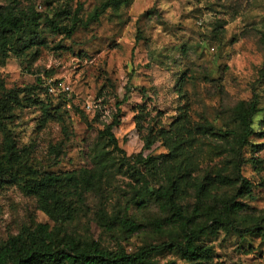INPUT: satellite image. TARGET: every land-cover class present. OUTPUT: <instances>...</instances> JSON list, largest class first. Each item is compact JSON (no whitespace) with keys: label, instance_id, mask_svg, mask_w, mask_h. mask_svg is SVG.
<instances>
[{"label":"rangeland","instance_id":"374dc122","mask_svg":"<svg viewBox=\"0 0 264 264\" xmlns=\"http://www.w3.org/2000/svg\"><path fill=\"white\" fill-rule=\"evenodd\" d=\"M105 1L0 0L4 13L38 21L30 47L20 54L0 50V98L9 90L21 98L0 123V160L7 138L21 157L0 177V245L40 222L57 238L128 252L178 243L210 218L209 206L219 212L239 191L232 222L243 234L219 229L198 243L211 246L214 264H264V109L253 116L255 133L240 149L233 109L250 99L264 107V0H128L102 11ZM43 77L70 85L69 106L38 89ZM183 111L194 140L167 157L160 132L172 133ZM113 121L124 157L100 134ZM203 123L215 135L197 134ZM105 161L97 188L65 200L70 218L50 219L25 190L46 173L93 170ZM171 178L176 203L196 214L188 227L143 194V186L165 187ZM103 213L132 218L140 228L105 229L98 221ZM151 257L184 262L175 247Z\"/></svg>","mask_w":264,"mask_h":264},{"label":"trees","instance_id":"16d2710c","mask_svg":"<svg viewBox=\"0 0 264 264\" xmlns=\"http://www.w3.org/2000/svg\"><path fill=\"white\" fill-rule=\"evenodd\" d=\"M127 1L106 0L101 4L100 9L103 11L107 7H117ZM99 14L100 12L97 11L93 17L96 19ZM37 23V18L33 15L23 13L15 15L0 10V50L20 54L30 47L36 39ZM73 31L74 26L65 29L68 35L72 34ZM41 87L40 82L38 89H41ZM44 93L48 94L45 90ZM29 95L27 92L22 99H29ZM58 97L67 103L64 97ZM20 101L19 91L16 90H9L3 98H0V123L11 116L12 108L15 105H20ZM233 109L234 117L241 128V133L236 140L240 149L248 144L247 138L255 133L252 118L264 107H258L256 100L250 99L237 102ZM113 124H116V122L113 121L111 124L106 125L100 131V134L106 136L113 148L124 157V150L118 146L117 139L111 131ZM196 133L213 136L216 132L208 123H203L196 128ZM160 136L168 148V152L165 154L167 157L174 155L183 145L191 143L194 140V135L186 112L183 111L179 114L172 133L162 130ZM150 143L149 141L146 142L147 147ZM20 158V154L13 150L11 139L7 138L6 153L0 160V177L10 171ZM250 161L256 167V160L251 158ZM100 163L101 166L93 170H72L59 174L46 173L26 184L24 186L25 190L38 198L39 208L50 219L57 221L59 218H70L73 210L65 200L73 195H80L83 189L98 187L101 177L100 169L105 168L106 161ZM166 176L170 177V174H166ZM168 182L169 185L158 188H148L145 185L143 186V194L160 200L172 219L179 220L185 227H188L196 214L194 212L190 214L183 212L175 201V187L172 184H176V182L173 178ZM239 188L240 191L245 189L244 193L248 191L243 182H240ZM238 193L240 192L237 191L233 196L225 199L219 212L211 211L209 206L205 213H209L210 218L194 228H186L182 241L178 243L145 245L128 252L122 247L116 249L102 247L96 240H81L74 237L57 238L50 229L49 224L40 222L32 228L10 237L0 245V264H214L211 246L201 245L198 241L201 236L214 234L219 229L226 231L233 229L239 235L243 234V230L236 228L232 222L233 214L241 205V203L235 201ZM98 221L100 226L105 229L118 227L126 234H132L140 228V224L134 219L125 216L110 218L103 213L99 216ZM165 247H175L184 262L178 263L173 259H169L160 263L151 257L153 252L161 251Z\"/></svg>","mask_w":264,"mask_h":264},{"label":"built area","instance_id":"2783aa9c","mask_svg":"<svg viewBox=\"0 0 264 264\" xmlns=\"http://www.w3.org/2000/svg\"><path fill=\"white\" fill-rule=\"evenodd\" d=\"M41 86L48 94L52 96H62L66 98L67 105L69 106L68 99L70 97L71 87L67 82L62 79H52L43 77L41 80ZM84 107L86 108V110H90L92 108V105L89 102H86Z\"/></svg>","mask_w":264,"mask_h":264}]
</instances>
